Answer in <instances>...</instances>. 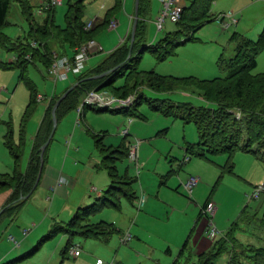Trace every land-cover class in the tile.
<instances>
[{
    "label": "rangeland",
    "instance_id": "1",
    "mask_svg": "<svg viewBox=\"0 0 264 264\" xmlns=\"http://www.w3.org/2000/svg\"><path fill=\"white\" fill-rule=\"evenodd\" d=\"M42 1L44 0H29L32 5L33 15L36 21L39 22L43 21L47 14V12L41 11L38 13L37 11L41 7ZM191 1L178 0L183 6V3L189 6ZM111 7H108L107 0H85L83 21L87 22L94 18L102 20L106 11ZM52 9L55 25L60 28L65 27L64 15L67 10V0H62L61 5H57ZM220 13H231L232 18L237 21L236 24L228 29H222L216 20L213 19L195 31L190 41L179 45L174 50L173 56L163 61H158L147 49L142 53L137 52L141 57L140 61L136 64L137 70L141 72L153 71L161 76L176 78L193 77L198 80H211L227 76L229 70L226 68V65L230 59L234 58L237 46V40L232 38V35L236 33L238 36H242L248 40L255 41L257 39L264 29V0H215L210 5L209 14L216 16ZM122 16L123 13L119 14L118 12L111 18L118 21V28L109 30L110 28L105 25L96 31L94 40L102 48V52L96 53L89 58L86 64L87 69L97 65L121 43L120 40H122L125 34ZM176 27L169 19H165L162 31L157 30L155 23L154 25L149 24L145 28L143 40L153 46L165 35L173 34L176 31ZM28 30V21L21 14L19 5L16 2L11 3L6 24L1 29V32L10 39L15 40L20 38L22 42H25L24 39L27 37ZM48 45L52 52L57 54L63 52L60 43L53 35ZM15 55L16 52L0 48L1 174L6 173L7 166H10V162H13L5 144L6 137H9L8 133L10 132L9 135H11L13 144L19 141L23 114L30 102L28 89L24 83L19 81L20 69L3 66L5 63L11 62ZM256 61L257 64L252 73L258 74L264 72V50L258 54ZM25 74L33 82L37 91L44 96H50L53 90H56V94H60L70 85L74 80L73 77H75L69 74L67 81L54 82L48 75L45 67L38 61L29 64ZM140 90L143 91L144 97L137 105L136 111L132 114H126L122 111L116 112L117 110L111 108L99 110L93 106H85L80 118L82 125L76 128L74 134L73 131L77 118L76 112L71 111L61 117L54 131L52 142L47 149V154L54 150L55 153L57 150L58 154L60 148L65 152L67 148L65 138L69 140L70 135L73 136L72 142L75 144L74 146L86 156H89L92 151L94 154H97L95 136L102 138L103 145L106 146L104 141H109L113 142L114 146L117 147L123 141L120 131H117V129L122 130L127 128L128 121L131 120L132 122L128 126L129 135H126L125 141L130 143V145L138 144L137 162L129 163L126 159L117 160L116 168L120 176L127 174V176L136 179L132 185L136 193H139L140 186H142L148 197L154 199L156 191L159 188L160 196L157 199L158 201L169 202L171 197H175L174 199L180 201L184 200L183 203L176 201V204H173L177 208H182L188 199L196 200V202L203 204L209 198H212L217 208L213 219L217 229L215 241H218L222 245H231V241L224 238L226 233L233 227L235 228L233 236L238 244L257 248L264 247V190L257 199L247 200L246 198V195H250L256 187H264V163L252 155V153L236 152L231 160L233 164L232 173L225 172L222 176H220L219 167L223 166L228 159V156L225 154L211 156L210 158L214 163L190 155L188 163L180 164L185 156L184 147L187 144H196L198 142L195 127L192 123H184L174 116H165L163 113L153 110L150 107L149 100L167 99L174 103H190L196 107H211L212 105L198 96L194 89L186 90V92L177 90L165 94L152 92L146 87H141ZM86 95L80 97L79 104L83 102ZM133 95L137 94L134 93L123 100L129 99ZM44 104L45 106L47 105V103L34 105V110L26 122L24 127V144L19 164H21L22 159H27L29 155L31 147L29 134H31V130L36 131L38 128L39 120L45 110ZM262 151H260L259 156L263 153ZM76 158L78 162L83 163L80 158ZM23 168L25 169V167H22V170L25 171ZM190 175L200 179L198 186L193 190L192 196L185 193L182 186L179 185L180 181L185 180ZM107 189L108 186L104 190ZM121 200L123 209L124 207H128L129 209H133L135 213L137 212V209L133 208L125 198H121ZM94 203L96 201L91 204L93 205ZM28 209L35 214V208ZM153 211L154 213H152L159 219L165 213L163 209L154 208ZM121 213V211L105 208L94 216L93 222L104 221L111 223L110 220L112 218L122 219L120 218ZM188 213H186L187 216L185 218L174 217L169 220L165 217V220L156 219L150 223L147 228L153 237L150 239L146 238L147 246L154 245V247H157L158 238L170 236L171 234H180V231L183 229L187 230V218H190ZM243 218L249 220V223L245 220L242 221L241 219ZM123 220L127 221V218ZM237 221L238 223H236ZM6 223H8L7 220ZM186 236H188V233L185 235L183 243ZM64 237L62 233H58L53 239L56 242L63 238V247L66 243V237ZM119 238V235L115 234L107 244L103 245L113 243L119 240ZM84 241L97 243L95 240H84L78 236L73 237L72 244L80 245L79 243H84ZM113 250L115 251V247ZM237 251L239 252V249ZM24 252L20 256L24 255ZM38 257L36 256L34 259H38L39 261ZM227 258L226 252L221 253L214 259V264H227ZM64 259L67 262L75 261L68 252L65 253ZM136 262L135 264H148L146 260H136ZM181 262L184 263L185 259H181ZM188 262L187 264L193 263L192 260Z\"/></svg>",
    "mask_w": 264,
    "mask_h": 264
},
{
    "label": "trees",
    "instance_id": "2",
    "mask_svg": "<svg viewBox=\"0 0 264 264\" xmlns=\"http://www.w3.org/2000/svg\"><path fill=\"white\" fill-rule=\"evenodd\" d=\"M214 1L192 0L189 6L184 5L179 21L174 23L177 26L176 31L173 34L165 35L155 45L151 46L145 44L146 42L143 40L145 30L141 17L144 0H139L138 23L130 59L127 60L130 45L129 33L124 42L107 54L92 70L83 71L74 77V84L77 85L60 102L56 110V116H59V118L56 117L57 123L62 116L75 111L79 105L80 97L95 90L107 91L119 99H126L136 93V101L132 106L116 111L132 114L144 97L143 91L140 90L141 87L163 94L177 90L186 92V90L194 89L198 96L212 106L196 107L190 103H174L167 99L149 100L153 110L194 125L198 142L187 144L184 149L185 155L197 156L207 162H213L211 156L225 154L228 159L223 166L219 167L220 176L225 172L232 173L233 164L231 160L236 152L252 153L264 163V72L252 73L257 64L258 54L264 50V29L255 41L238 36L236 33L232 35V38L237 40V46L234 58L230 59L226 65L229 74L225 77H217L211 80H198L193 77L176 78L161 76L153 71L141 72L136 68V64L141 59L137 52L142 53L145 49L149 50L158 61L173 56L174 50L179 45L188 42L189 39L191 40L195 31L214 19L215 16L209 14L210 5ZM13 2L19 5L21 14L29 24L25 42H22L20 38L10 39L1 32ZM84 2L85 0H67V10L64 15L65 27L60 28L54 23L53 7L45 11L47 14L44 20L39 22L33 15L29 0H0V48L16 52L17 55L16 61L5 63L3 66L20 69L19 81L24 83L30 94V102L26 106L22 118L19 143L13 144L11 135H9L10 132L8 133L9 137H6L5 144L13 159V169L9 174L0 173V193L11 191L8 203L2 208L0 216L16 211L22 205L24 198L29 197L36 189L37 179L43 172L49 147L44 151L41 161V146L52 130L51 111L59 97L70 87L65 88L60 94L54 93L50 97L45 96L49 98V102L45 106L43 118L33 140L27 169L21 173L19 161L24 144V127L34 110L33 106L39 103L37 102L39 92L25 74L27 66L38 61L48 71L53 61V52L48 45L52 35L62 47L63 52L59 55H71L77 47L93 40L100 27L108 26L111 18L118 13L122 6V0H114L113 6L106 11L102 21L95 23L92 29L85 30L86 22L83 21ZM32 41L38 43V46H31ZM136 53L137 55L134 56ZM119 65L118 69L103 78L90 79ZM117 82L118 84H116ZM236 113H240V119L236 118ZM102 136L104 137V135ZM125 139L126 136H122L123 141L120 145L111 147L103 145L102 138L95 136L96 149L102 156L99 168L108 173L110 177L109 188L92 206L79 209L65 227L55 225L52 231L39 241V245L62 231L68 236L64 248V253H67L74 236L106 241L113 234L119 233L113 224L105 222L93 224L90 222V218L105 208L119 211L121 198H125L132 204L138 199L139 195H136L132 187L136 179L127 176V174L120 176L116 168L117 160H128L131 145ZM261 150L263 153L259 156ZM209 202L210 199L207 200L204 207ZM241 220L249 223V220L245 218ZM234 229L232 227L224 238L230 240L231 245H222L214 240L211 249L198 255L194 260L190 254L187 255L186 253L189 244V241L186 240L179 251L178 258L172 264H187L190 260L193 261L192 264H214V259L224 252L230 256L228 264H240L242 260L249 264H264V247L257 248L238 244L233 236ZM181 259H185V262L182 263Z\"/></svg>",
    "mask_w": 264,
    "mask_h": 264
},
{
    "label": "crops",
    "instance_id": "3",
    "mask_svg": "<svg viewBox=\"0 0 264 264\" xmlns=\"http://www.w3.org/2000/svg\"><path fill=\"white\" fill-rule=\"evenodd\" d=\"M44 1H42L41 4ZM107 2L108 7H111L114 0H107ZM183 4L187 5L185 3ZM160 5L161 3L159 0H144L142 3L141 21L144 30L147 25H154L155 19L160 14ZM134 10L135 0H122L121 9L118 12L119 14L123 13L122 17L124 19L123 24L125 26V34L122 40H120L121 43L118 46H120L127 38L128 34L131 33L134 20ZM96 19V23L102 21L98 18ZM145 44L149 45L148 43ZM93 68L87 69L85 66L84 71H90ZM72 85H74V80L69 86ZM54 93H56V90H53L50 96ZM43 115L39 120L38 128ZM38 128L36 131L31 130V134H29V142L31 143L30 152L27 159H22L20 162L19 169L21 173H24L27 169L33 140ZM74 128L73 134L77 127L74 126ZM117 131L120 130L117 129ZM72 138V135L69 136V140L65 138V144L67 147L65 152L60 148L58 154L57 150L56 153L54 150L46 155L43 172L37 179V187L29 197L26 196L24 198L22 205H20L16 211L7 214L4 213L0 216V264H96V258L105 261L115 260L119 264H135L137 263L136 260H146L148 264H172L178 258L179 251L184 244L183 239L187 233L188 236H186L185 241L188 240L189 244L186 253L187 255L190 254L193 260L196 259L198 255L211 249L215 239L211 240L205 234L207 220L202 212V208L207 201L200 204L196 202V200L188 199L182 208H177L173 204H176V201L183 203L184 200L180 201L174 199L175 197H171L169 202L158 201L157 199L160 196L159 188L156 191L154 200L148 197L142 186H140V191L139 193L137 192L136 195L138 196L141 192L146 194L147 201L144 206L141 209L136 210L137 212L135 213L133 209H129L128 207H124L123 209L122 200L120 199L119 212L121 211V214L126 216L124 217V215H121L120 218L122 219L112 218V220H110L111 224L114 223L113 225L119 231V233H117L120 237L119 240L113 243L111 242L108 245H103L107 244L115 234L106 241L103 239H86L79 236L84 240H95L97 243H89L88 241L79 243L80 245L78 246H80V249L82 248V252L77 258H74V262H67L64 259V248L68 236L62 231L58 233H62L66 237H64L66 243L63 247V238L56 242L55 239H53L58 233L39 245V241L47 236L55 225L65 227L79 209L91 206V203L104 195L106 191L104 189L107 186L109 188L110 185V177L108 173L104 169L99 168L102 159L100 153L97 151V154H94L92 151L89 156L84 155L74 146L75 144H73ZM17 143H19V141ZM104 143L106 146L116 147L113 142L104 141ZM76 157L80 158L83 163L78 162ZM22 167H25V169L23 168L25 171L22 170ZM12 169L13 162H10V166H7V172L4 174H9L12 172ZM188 177L189 176H187L186 179ZM185 180L180 181L179 185ZM37 190L38 192L36 193ZM10 195L11 191L0 193V215L2 213V208L7 205ZM209 199L210 201H213L212 198ZM130 204L135 208L134 204ZM28 208H35V214L30 212ZM154 208L163 209L165 211L160 219L153 214ZM107 209L112 210L111 208ZM186 213H188V216L190 217L187 218V230L183 229L180 231V234H171L170 236L158 238L157 247H154V245L147 246V242L145 241L146 238L150 239L153 237L147 228L150 223L156 219L165 220V217L169 220L174 217L185 218L187 216ZM96 215L97 214L90 218L91 223L97 224L104 222H93V218ZM123 217L127 218V221L123 220ZM4 219H6L8 223L5 224L6 220ZM125 234H130L131 240L126 245H122L120 239ZM9 237H14L15 241L19 242V246L15 247L14 242L10 241ZM74 237H78V235ZM114 247L115 251L113 250ZM145 247H147V249H145ZM23 252L24 255L20 256ZM36 256H39V261L38 259H34ZM229 258L230 256L227 258V264ZM240 264L249 263L242 260Z\"/></svg>",
    "mask_w": 264,
    "mask_h": 264
},
{
    "label": "built area",
    "instance_id": "4",
    "mask_svg": "<svg viewBox=\"0 0 264 264\" xmlns=\"http://www.w3.org/2000/svg\"><path fill=\"white\" fill-rule=\"evenodd\" d=\"M161 3V10L159 16L155 19L154 23L158 31H162L164 29L165 19H169L170 22L175 23L178 22L182 11L183 5L178 2V0H159ZM62 0H47L41 4V7L37 10L38 13L43 11H47L48 9L55 7L57 5H61ZM214 20L222 27V29H228L232 25L236 24V20L232 18L231 13H220L214 17ZM97 19L89 20L86 22L85 30H90L93 28ZM118 27V22L114 19H111L109 23L110 30H114ZM31 46L37 47L38 43L32 41ZM102 48L97 44V42L93 40H89L86 43L77 47L71 55L60 56L59 54L53 52L52 53V64L48 69V75L54 81H66L68 79V75L72 74L74 76L80 75L84 70L86 63L91 55L96 53H101ZM17 55L13 57L11 60L16 61ZM136 101V95L131 96L127 100L119 99L113 94L107 91H91L89 92L83 102L77 106L75 112L77 114V118L75 121V127L79 128L82 123L80 118L82 117L83 109L85 106H93L98 109H113V110H123L128 108L134 104ZM37 102L39 103H48L49 98H46L42 94L37 95ZM236 118L240 119V113H236ZM132 121H128V126ZM125 128L120 130L121 136L129 135V128ZM137 146L138 144H134L130 146L128 161L129 163L137 162ZM190 161L189 156H184L180 164H186ZM199 178L195 176L188 177L184 182L181 183L182 189L189 196H192L194 188L199 183ZM264 187L258 186L254 189V191L250 195H246L247 200L256 199L263 192ZM147 201V196L144 192H141L138 196V199L134 203V206L137 210L141 209ZM216 204L213 201H210L205 207L202 208V212L207 220V229L205 231L206 236L209 239H214L217 236V229L213 222L215 213H216ZM25 234V232H24ZM9 240L14 242L15 247L19 246V242L15 241L14 237H9ZM131 240L130 234H125L121 237L120 242L122 245H126ZM70 256L73 258H77L81 249L78 245H71L67 251ZM96 264H119L115 260L105 261L100 258H96Z\"/></svg>",
    "mask_w": 264,
    "mask_h": 264
},
{
    "label": "water",
    "instance_id": "5",
    "mask_svg": "<svg viewBox=\"0 0 264 264\" xmlns=\"http://www.w3.org/2000/svg\"><path fill=\"white\" fill-rule=\"evenodd\" d=\"M138 8H139V0H135V10H134V20H133V25H132V29H131V33H130V45H129V51H128V56H127V60L130 59L131 55H132V47H133V43L135 40V34H136V28H137V23H138ZM143 51V50H141ZM120 67L117 66L109 71L103 72L97 76H93L90 79H99V78H103L106 75L110 74L112 71L118 69ZM77 84H74L72 86H70L60 97L59 99L56 101V103L54 104L52 111H51V115H52V130L47 138V140L45 141V143L41 146V151H40V159L42 161V157L44 154V151L46 150V148L49 146L51 139L53 137L54 131L56 129L57 126V118H56V110L60 104V102L65 99V97L74 89V87ZM41 167H42V162H41ZM39 178V177H38Z\"/></svg>",
    "mask_w": 264,
    "mask_h": 264
},
{
    "label": "bare ground",
    "instance_id": "6",
    "mask_svg": "<svg viewBox=\"0 0 264 264\" xmlns=\"http://www.w3.org/2000/svg\"><path fill=\"white\" fill-rule=\"evenodd\" d=\"M38 15V14H37ZM189 41H190V39H189ZM57 114V113H56ZM57 117V116H56ZM245 117V116H244ZM57 118H59V116L57 117ZM186 153V152H185ZM257 199V198H256ZM246 205V204H245ZM247 206V205H246ZM245 206V207H246ZM244 208V207H243ZM255 210V209H254ZM248 211V210H247ZM71 238V237H70ZM70 245V244H69ZM68 246V245H67ZM29 255V254H28ZM27 257V256H26Z\"/></svg>",
    "mask_w": 264,
    "mask_h": 264
}]
</instances>
